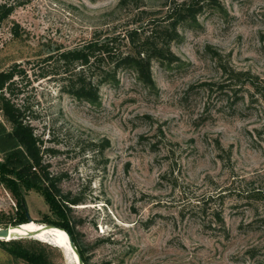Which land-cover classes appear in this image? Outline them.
I'll return each mask as SVG.
<instances>
[{
  "label": "rangeland",
  "instance_id": "374dc122",
  "mask_svg": "<svg viewBox=\"0 0 264 264\" xmlns=\"http://www.w3.org/2000/svg\"><path fill=\"white\" fill-rule=\"evenodd\" d=\"M10 1L23 4L0 24V71L25 69L16 101L50 149L43 163L60 177V194L83 200L68 209L44 184L17 175L11 160L26 155L8 142L0 104V227L28 216L72 231L85 264H264V199L251 205L239 195L264 191V96L246 85L231 107L203 85L223 80L220 62L264 79V0H223L225 12L203 15L199 29L173 43L178 63H153L154 90L123 70L118 85L101 86L98 106L65 93L56 74L64 66L42 59L111 31L128 8L120 0ZM226 190L228 233L188 215L190 197ZM20 250L78 264L51 234L0 239V264H30Z\"/></svg>",
  "mask_w": 264,
  "mask_h": 264
},
{
  "label": "trees",
  "instance_id": "16d2710c",
  "mask_svg": "<svg viewBox=\"0 0 264 264\" xmlns=\"http://www.w3.org/2000/svg\"><path fill=\"white\" fill-rule=\"evenodd\" d=\"M22 4L10 0L0 1V24ZM118 7L128 8V17L122 24L115 25L108 32L95 31L93 37L81 45L64 50L57 48L42 59L45 63L55 58L64 66V71L56 74H63L59 80L65 93L94 106L101 104V86L118 85L119 73L123 70L131 71L144 86L154 90L156 83L152 72L153 63L157 62L163 68L178 63L180 57L173 51L172 45L183 40V31L199 29L200 18L207 13L225 12L223 0H120ZM210 50L220 62L222 59L220 54L216 50ZM220 64L223 68V80L203 83L207 90L216 91L218 99L235 107L243 99L241 92L246 85L264 96V79L260 81L259 77L250 71L236 70L223 62ZM44 68L41 76L49 73ZM17 76L26 77L25 69L20 68L18 64L0 71L1 110L12 125V129L5 135L9 139L8 142L22 147L26 155L24 160L20 155L19 158L15 156L11 163L21 179L27 182H41L47 192L58 195L65 207L70 209L71 204H80L83 199L81 196L60 194L58 188L60 177L52 175L48 169L49 165L43 163V153L50 149L42 148L44 141L35 133L34 126L28 118L29 107L16 101L21 93L19 90L16 93ZM227 190L216 195L190 197L189 208L186 209L188 215L204 226L221 230L223 234L228 233L223 211L225 199L232 191ZM239 195L248 199L245 204L251 205L253 203L250 199L255 202L264 199V191L256 188L241 191ZM182 216L185 217V214ZM27 218L26 222H30L28 216ZM261 222L264 225V218L260 219ZM23 223L25 222L18 224ZM212 224L216 226L212 227ZM254 224L255 222L248 223L247 227L257 226ZM56 228L68 236L63 228L59 226ZM70 235L86 263L84 251L78 246L72 231ZM251 252L254 256L258 254L257 249ZM18 254L27 258L30 264H48L44 255H32L24 250H20Z\"/></svg>",
  "mask_w": 264,
  "mask_h": 264
},
{
  "label": "bare ground",
  "instance_id": "6f19581e",
  "mask_svg": "<svg viewBox=\"0 0 264 264\" xmlns=\"http://www.w3.org/2000/svg\"><path fill=\"white\" fill-rule=\"evenodd\" d=\"M44 223L42 222H35V221H30L28 223H23L22 226L18 227H14L11 228L10 230V236L6 237L5 239H10L12 238L13 234H26L27 231H33L35 234H51L55 237V239L57 238L59 240V242H62L66 245H70L69 244V237L64 233L61 232L60 229L56 228V227H50V228H44ZM36 236V235H35ZM71 249H69L68 251H70ZM74 251V250H73Z\"/></svg>",
  "mask_w": 264,
  "mask_h": 264
},
{
  "label": "water",
  "instance_id": "95a60500",
  "mask_svg": "<svg viewBox=\"0 0 264 264\" xmlns=\"http://www.w3.org/2000/svg\"><path fill=\"white\" fill-rule=\"evenodd\" d=\"M29 221H32L29 217ZM20 227L22 226V224H17V225H9V226H6V227H0V239H3V238H6V237H9L10 236V230L11 228H14V227ZM44 228H54V227H58V226H55L53 224H44L43 225ZM66 231V230H65ZM66 233L68 234V237H69V243H70V246L73 248L74 252H76V254L78 255V264H85L84 261H83V258L81 256V253L73 239V237L70 235V233L68 231H66ZM35 233L33 231H27L26 234H13L12 235V238L11 239H18V238H22V237H32Z\"/></svg>",
  "mask_w": 264,
  "mask_h": 264
}]
</instances>
